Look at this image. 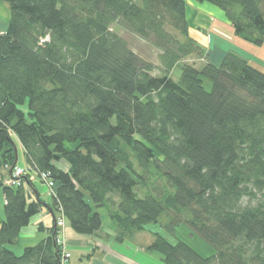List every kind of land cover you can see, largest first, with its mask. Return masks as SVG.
<instances>
[{
    "label": "trees",
    "instance_id": "1",
    "mask_svg": "<svg viewBox=\"0 0 264 264\" xmlns=\"http://www.w3.org/2000/svg\"><path fill=\"white\" fill-rule=\"evenodd\" d=\"M1 1L11 21L0 34V264H63L58 226L12 248L43 210L97 236L101 209L119 243L150 232L148 250L163 264H264V71L218 47L208 54L185 0ZM196 1L217 5L237 35L264 44V0ZM115 24L149 40L158 63ZM192 54L206 63L182 62ZM19 147L29 173L13 186ZM41 172L56 184L49 204L27 190ZM164 214L174 239L147 228ZM183 224L209 255L177 238Z\"/></svg>",
    "mask_w": 264,
    "mask_h": 264
},
{
    "label": "rangeland",
    "instance_id": "2",
    "mask_svg": "<svg viewBox=\"0 0 264 264\" xmlns=\"http://www.w3.org/2000/svg\"><path fill=\"white\" fill-rule=\"evenodd\" d=\"M185 1L187 6V18H189L191 24L190 28L192 36L196 37L201 41L208 54L211 48L213 49L214 47H218L224 51L237 53L249 59L250 62L254 65V67H258L259 69L264 71V44L256 45L252 42L245 40L243 36L237 35L234 31V28L231 26L230 21L226 17L225 12L217 5L212 4L210 2H199L196 0ZM198 18H207V20L211 19V22L212 20H214V29L209 30L208 28H206V23H204V26L199 25L198 27H200L201 29H203L204 27L205 32H202L201 29L198 30L196 28ZM113 28L115 32L121 35L125 39V41L128 42L130 47L136 53L153 63H158L159 50L149 40L139 37L138 35L132 33L121 25L115 24ZM206 58V55L192 54L183 59L182 62L190 63L200 68L206 63ZM173 71L174 77H177L180 73L179 68H175V70ZM154 72L158 74L159 71L156 70ZM204 80V85L206 89L210 91L212 89V82L208 79ZM69 146H73V144H69ZM60 166H65V163H62V165ZM158 184L162 186L163 181L158 180ZM2 210L3 209L0 207L1 212ZM167 219L168 217L166 216V214H164L161 218L160 223H150L147 225V228L152 232H159L162 235L174 239L175 236L172 235L171 237L166 233L168 231L164 227V224ZM187 229L188 228L184 224L178 226L176 230L177 238L188 242L202 255H209L210 248L205 243V241L196 236L192 237L188 235ZM153 241V235L150 232L145 231L138 232L129 237L128 243L132 244V247L135 249V251L138 249V251L141 252V255H143L142 264H163L159 256L148 250L149 246L153 243ZM135 261L138 262L137 259H135ZM71 263H74L73 260H71Z\"/></svg>",
    "mask_w": 264,
    "mask_h": 264
},
{
    "label": "crops",
    "instance_id": "3",
    "mask_svg": "<svg viewBox=\"0 0 264 264\" xmlns=\"http://www.w3.org/2000/svg\"><path fill=\"white\" fill-rule=\"evenodd\" d=\"M10 14V5L0 0V34L7 31L11 21ZM210 20H207V18H198V21L195 20L197 21L196 28L200 30L201 28L198 26H204V23H206V28L209 30L214 29L215 22L214 20L212 22ZM189 25L191 26L190 21ZM201 30L205 32L204 27ZM18 153L19 163H25V157L21 147H19ZM32 184L33 187L27 186V190L30 193L35 195L37 192L48 204L52 202V192L44 183L34 180ZM0 204L2 208L4 205L2 191H0ZM100 213L102 215L103 228L97 233V236L81 235L75 232L69 225H66L63 230L61 229L58 237L61 239V244H63L66 251L70 253L69 262L71 263V260H73V264H142L143 255H141V252L138 249L135 251L132 244L128 243L129 238L125 239L122 243L117 242L114 239L117 234L116 232H118L117 226L111 220L106 210L101 209ZM54 214L51 210H43L38 215H35L31 219L30 224L22 230L17 244L12 249L20 252L25 247L34 246L48 237L50 232L46 228L50 226L55 228L54 218L56 215ZM40 226H42V229ZM93 250H96L94 257L91 261L84 262L82 259L83 255Z\"/></svg>",
    "mask_w": 264,
    "mask_h": 264
},
{
    "label": "built area",
    "instance_id": "4",
    "mask_svg": "<svg viewBox=\"0 0 264 264\" xmlns=\"http://www.w3.org/2000/svg\"><path fill=\"white\" fill-rule=\"evenodd\" d=\"M47 40H48V38H46L43 41H47ZM28 173H29V169L26 168V165L24 166L21 163H18L14 167V169L12 171V175H11L8 183L10 185H13V186H18L21 183V178L23 176L27 175ZM36 176H38L37 179L35 177V174L32 173V177L31 178H33L35 181L37 180L39 182L44 183L53 194L55 193V185L56 184L54 183V180L52 179L50 172H41V174H38ZM64 224H66L65 220L63 218H60L58 220V225H59V227L62 230L65 227ZM58 241H60V243H61V239L60 238L58 239ZM69 256H70V253H68L66 251V249L64 248L63 264L66 263V260H67V258H69Z\"/></svg>",
    "mask_w": 264,
    "mask_h": 264
},
{
    "label": "water",
    "instance_id": "5",
    "mask_svg": "<svg viewBox=\"0 0 264 264\" xmlns=\"http://www.w3.org/2000/svg\"><path fill=\"white\" fill-rule=\"evenodd\" d=\"M54 219H55V228H56V227H57V222H56V221H57V219H56V218H54Z\"/></svg>",
    "mask_w": 264,
    "mask_h": 264
},
{
    "label": "bare ground",
    "instance_id": "6",
    "mask_svg": "<svg viewBox=\"0 0 264 264\" xmlns=\"http://www.w3.org/2000/svg\"><path fill=\"white\" fill-rule=\"evenodd\" d=\"M59 219H60V217H59V218H57V221H56V222H57V226H58V227H59V225H58V220H59Z\"/></svg>",
    "mask_w": 264,
    "mask_h": 264
}]
</instances>
